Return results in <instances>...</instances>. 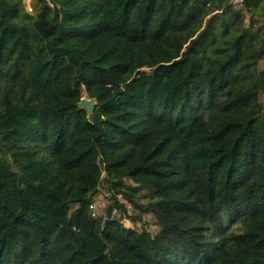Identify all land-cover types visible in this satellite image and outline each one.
Masks as SVG:
<instances>
[{
  "label": "trees",
  "instance_id": "obj_1",
  "mask_svg": "<svg viewBox=\"0 0 264 264\" xmlns=\"http://www.w3.org/2000/svg\"><path fill=\"white\" fill-rule=\"evenodd\" d=\"M31 1L0 0V264H264V0Z\"/></svg>",
  "mask_w": 264,
  "mask_h": 264
},
{
  "label": "rangeland",
  "instance_id": "obj_2",
  "mask_svg": "<svg viewBox=\"0 0 264 264\" xmlns=\"http://www.w3.org/2000/svg\"><path fill=\"white\" fill-rule=\"evenodd\" d=\"M25 7H26V9H27L28 12H32V1L31 0H25ZM211 13L212 12L209 11V14H211ZM246 21H247V23H249V21H250V15L247 17ZM83 97H88L87 94H86V92H84V96ZM95 200L97 201V204H96V210H97V212L100 213V214H104L105 213V210H106V207L108 205V202L105 200V198L102 195V193L97 194L95 196V198H94V201ZM122 202H124V200ZM143 219L145 221H147V222L150 223L149 229L151 230L152 233L155 234L156 231H157V227L153 223L154 222V218L152 217V215L151 214H146V215L143 216ZM124 223L128 227H132L133 226L132 223H130L127 220H124ZM140 225H141V223H138L137 226H140Z\"/></svg>",
  "mask_w": 264,
  "mask_h": 264
},
{
  "label": "water",
  "instance_id": "obj_3",
  "mask_svg": "<svg viewBox=\"0 0 264 264\" xmlns=\"http://www.w3.org/2000/svg\"><path fill=\"white\" fill-rule=\"evenodd\" d=\"M96 103H97L96 99H90L88 97H83L80 103L78 104V106L80 109L85 110L88 114V117H90L93 115L95 111Z\"/></svg>",
  "mask_w": 264,
  "mask_h": 264
},
{
  "label": "built area",
  "instance_id": "obj_4",
  "mask_svg": "<svg viewBox=\"0 0 264 264\" xmlns=\"http://www.w3.org/2000/svg\"><path fill=\"white\" fill-rule=\"evenodd\" d=\"M245 0H232L233 4L238 5V6H242L244 4ZM96 204L97 201L95 200L92 205H91V209L93 210V215L96 216V214L98 213L96 210Z\"/></svg>",
  "mask_w": 264,
  "mask_h": 264
}]
</instances>
